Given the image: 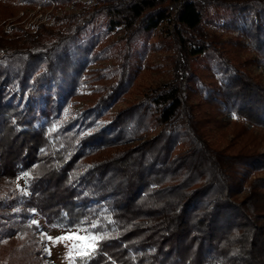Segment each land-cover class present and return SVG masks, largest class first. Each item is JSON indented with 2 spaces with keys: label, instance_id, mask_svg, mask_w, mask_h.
Masks as SVG:
<instances>
[{
  "label": "trees",
  "instance_id": "obj_1",
  "mask_svg": "<svg viewBox=\"0 0 264 264\" xmlns=\"http://www.w3.org/2000/svg\"><path fill=\"white\" fill-rule=\"evenodd\" d=\"M156 52L169 81L114 112ZM253 64L264 0H0V264H39L35 219L102 237L72 264H264Z\"/></svg>",
  "mask_w": 264,
  "mask_h": 264
},
{
  "label": "rangeland",
  "instance_id": "obj_2",
  "mask_svg": "<svg viewBox=\"0 0 264 264\" xmlns=\"http://www.w3.org/2000/svg\"><path fill=\"white\" fill-rule=\"evenodd\" d=\"M82 3H87L88 0H81ZM78 9L74 6H67L57 11L52 9H32L26 7L25 10L18 13L17 17L21 18L20 24L24 25L25 29L35 27L39 23H45L48 26L59 24V18L63 13L77 12ZM24 12V14L22 13ZM57 27V25H55ZM9 28V26H8ZM216 33H220L219 30H214ZM34 31V30H32ZM166 53H152L149 55L150 63L157 65L154 69H145L138 78L136 87L132 93L125 97L114 109V112L120 108H124L128 102L133 99L139 98L142 92L150 87H154L169 81L171 71L167 66V59L164 57ZM109 62H99L92 65L93 68H99ZM250 73L260 78L264 82V64H253L249 67ZM82 103L78 105H71L68 111L77 110ZM224 122L230 121L233 117L223 116ZM226 128V127H225ZM257 134L261 133L259 128L255 129ZM223 134H227L226 140L231 138L228 128L221 131H214L210 137L213 141H221ZM260 151L264 152V139L260 147ZM264 176V174H261ZM16 189L24 190L26 187V180L24 174H20L15 182ZM35 222L39 225V229L34 231V236L38 240L39 252L37 255L39 264H72L73 257L90 251L94 246L93 240L77 239L76 237H91L92 234L79 230V229H49L42 224L40 219H35ZM71 237V238H65ZM91 246V247H90Z\"/></svg>",
  "mask_w": 264,
  "mask_h": 264
},
{
  "label": "snow or ice",
  "instance_id": "obj_3",
  "mask_svg": "<svg viewBox=\"0 0 264 264\" xmlns=\"http://www.w3.org/2000/svg\"><path fill=\"white\" fill-rule=\"evenodd\" d=\"M27 175V173H26ZM65 238H71V237H65ZM77 239H84V240H98V239H101L102 237H97V236H91V237H76ZM91 247V246H90Z\"/></svg>",
  "mask_w": 264,
  "mask_h": 264
}]
</instances>
